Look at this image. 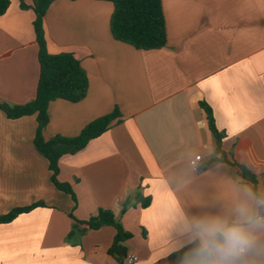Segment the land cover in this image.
<instances>
[{
	"label": "crops",
	"instance_id": "obj_1",
	"mask_svg": "<svg viewBox=\"0 0 264 264\" xmlns=\"http://www.w3.org/2000/svg\"><path fill=\"white\" fill-rule=\"evenodd\" d=\"M19 4L9 0L0 16V103L10 105L30 101L38 78L34 13ZM161 6L165 45L138 50L111 36L109 1L48 5L46 49L72 53L87 90L78 102L48 103L42 137L72 138L114 109L119 116L82 149L59 158L56 179L70 185L73 201L53 186L48 162L33 146L35 115L9 119L0 110V216L43 204L0 224V264H115L107 255L113 227L69 235V214L85 221L98 209L111 210L131 234L124 247L137 256L134 264H167L176 249L173 218L181 210H208L226 194L228 181L240 177L235 165L260 182L264 0H161ZM200 102L223 135L221 153ZM196 155L195 178L178 186ZM137 193L150 198L147 207L133 205ZM124 200L129 204L122 213Z\"/></svg>",
	"mask_w": 264,
	"mask_h": 264
},
{
	"label": "trees",
	"instance_id": "obj_2",
	"mask_svg": "<svg viewBox=\"0 0 264 264\" xmlns=\"http://www.w3.org/2000/svg\"><path fill=\"white\" fill-rule=\"evenodd\" d=\"M20 9H31L34 13L32 22L35 41L38 46V78L34 97L24 103L10 105L0 103V110L9 119H16L22 116L35 115L36 128L32 140L37 153L43 156L48 162L50 181L53 186L66 194L74 201V195L67 183L57 181L59 158L66 154H73L82 149L90 140L103 134L111 122L119 116L114 109L111 113L98 117L85 125L79 134L72 138L55 135L48 140L42 137V131L48 123L46 113L47 105L55 99H63L69 102H78L86 94L87 77L80 67L78 60L70 52L50 54L46 49L45 33L43 28V16L48 5L53 0H31L26 5L19 0ZM112 4V12L109 18V31L114 40L125 43L138 50H153L163 47L166 43L165 22L162 12L161 0H105ZM9 0H0V16L6 11ZM200 107L205 112L207 126L214 138L215 151L221 153L220 145L223 135L216 129L210 108L200 102ZM215 161V159L211 160ZM239 176L253 184L256 178L244 166L235 165ZM139 203L145 208L150 203L148 196L137 193L134 197V204ZM124 200L121 207L123 213L128 206ZM41 202L27 207L13 208L7 214L0 216V224L12 221L17 215L29 212L36 206H42ZM73 220L72 230L79 235L89 230H96L102 226H111L115 233L107 255L115 264H122L125 258L124 242L131 237V234L123 229L120 222L115 218L109 209H98L96 214L85 221H78L71 214ZM176 255H169L167 264H175Z\"/></svg>",
	"mask_w": 264,
	"mask_h": 264
},
{
	"label": "clouds",
	"instance_id": "obj_3",
	"mask_svg": "<svg viewBox=\"0 0 264 264\" xmlns=\"http://www.w3.org/2000/svg\"><path fill=\"white\" fill-rule=\"evenodd\" d=\"M190 168L178 186L192 182L199 164ZM259 176L257 184L231 179L208 210L173 218L175 264H264V171Z\"/></svg>",
	"mask_w": 264,
	"mask_h": 264
},
{
	"label": "built area",
	"instance_id": "obj_4",
	"mask_svg": "<svg viewBox=\"0 0 264 264\" xmlns=\"http://www.w3.org/2000/svg\"><path fill=\"white\" fill-rule=\"evenodd\" d=\"M197 158H199V159H197ZM200 161H201V156L196 155L189 161V164L190 165L192 163H198L199 164ZM137 260H138V258L136 255H134L133 253H128L125 255L123 262H124V264H134L137 262Z\"/></svg>",
	"mask_w": 264,
	"mask_h": 264
}]
</instances>
